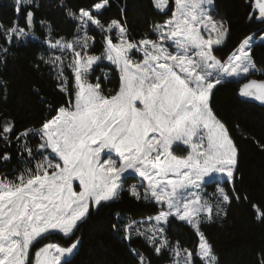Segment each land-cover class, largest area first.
<instances>
[{"label": "snow or ice", "instance_id": "obj_1", "mask_svg": "<svg viewBox=\"0 0 264 264\" xmlns=\"http://www.w3.org/2000/svg\"><path fill=\"white\" fill-rule=\"evenodd\" d=\"M33 2L14 0L16 19L9 27L0 24L7 44L27 37V30L34 27L30 9L24 26L19 24L21 7ZM153 2L160 11L169 7V0ZM58 6L77 22L76 33L84 34L72 40L53 38L48 25L44 39L50 50L59 53L41 60L51 67L57 90L67 97L65 105L40 128H25L14 137V122L9 118L0 122V163L13 159L10 149L15 145L16 157L24 165L15 179L0 176V264H70L79 239L69 246L46 243L34 257L31 251L53 234L73 237L92 210L119 198L128 176L140 178L139 187L133 184L129 194L160 210L124 225L125 241L140 238L156 256L167 252L172 264H195V258L200 264H217L201 225L226 217L232 197L218 188L213 204L204 197V186L221 176L232 183L238 152L210 101L218 85L259 71L252 51L264 35L260 40L255 34L245 37L222 61L214 55L215 46L225 42L229 28L216 18L214 0H174L171 16L152 26L156 39L145 36L138 42L128 39L126 18L106 25L98 18L109 0L78 13L64 0ZM251 6L258 12L255 18L264 21V0H254ZM45 23L41 21L42 26ZM90 26L105 34L99 55L89 51L95 43L87 34ZM0 51L6 54L8 48L0 45ZM136 54L141 58H134ZM105 61L119 74L118 88L107 92L111 73L104 70ZM97 69L100 75L93 81ZM239 95L264 104V80L247 79ZM32 137L39 140L35 149ZM178 149L186 154H178ZM233 193L239 202L235 189ZM252 207L257 220H264V210ZM173 218L194 230L195 254L178 241L170 244L166 232ZM130 252L135 264H151L143 252L135 248ZM257 264H264V252Z\"/></svg>", "mask_w": 264, "mask_h": 264}, {"label": "trees", "instance_id": "obj_2", "mask_svg": "<svg viewBox=\"0 0 264 264\" xmlns=\"http://www.w3.org/2000/svg\"><path fill=\"white\" fill-rule=\"evenodd\" d=\"M96 2L99 0H64L67 7L77 13L81 8L91 9ZM169 3L172 11L173 0ZM214 4L216 18L226 21L229 28L225 42L215 47L214 55L218 59L226 60L245 37L255 34V38H259L264 35V21L255 18L258 14L253 12L252 0H214ZM58 5L59 0H34L32 5L21 7L20 26L25 24L26 11L30 9L34 12V28L27 30L33 38L13 40L9 45L0 35V45L8 48L6 54L0 51V122L4 118L14 122L13 137L25 128H40L45 119L54 116L55 110L66 103L67 97L57 90L51 67L41 60L42 56L46 59L52 54L44 43L48 25L52 28L53 38L72 40L78 35L77 22L69 19ZM171 11L167 15L157 14L153 9V0H109V6L102 10L98 18L105 25L110 20L124 22L126 18L128 38L138 42L145 36L155 40L152 26L162 24L171 16ZM250 13H253L252 19H249ZM15 19L14 0H0V24L9 27ZM41 21L46 22L44 26ZM90 34L95 40L90 53L99 55L103 50L104 37L96 30H91ZM252 56L259 71L238 82L218 85L210 101L238 152L234 180L230 186L225 184L226 192L232 197V203L227 206V216L201 225L217 257V264H257L259 254L264 252V220H257L252 207L255 204L264 210V107L238 98V90L247 79L264 80V42L254 47ZM104 70L111 73V81L105 86V91L118 88L119 74L115 68L104 63ZM65 72L71 86L72 74L66 68ZM96 75H100L99 69L92 77L93 81ZM41 98L47 103H43ZM48 105L52 106L51 111ZM30 142L35 149L39 140L33 138ZM2 148L3 145H0ZM10 151L13 159L6 165L0 163V176L6 174L13 177L23 170L24 165L15 154V145ZM136 183V179L128 177L119 198L92 210L87 219L79 224L73 237L65 238L56 233L40 240L31 251L32 257L35 250L46 243L69 246L79 239L70 264H135L130 248L143 252L151 264H170L173 257L167 252L158 257L144 240L134 238L129 243L123 239L124 225L146 220L160 210L159 206L137 201L129 194L128 189ZM208 188L213 191V188ZM233 189L240 197L239 202ZM166 235L171 245H176L178 241L181 248H188L195 254L198 237L184 222L171 219ZM195 264H200L198 258H195Z\"/></svg>", "mask_w": 264, "mask_h": 264}, {"label": "rangeland", "instance_id": "obj_3", "mask_svg": "<svg viewBox=\"0 0 264 264\" xmlns=\"http://www.w3.org/2000/svg\"><path fill=\"white\" fill-rule=\"evenodd\" d=\"M173 3H174V0H173ZM173 10H174V9H173ZM91 30H96V31H98L99 33L102 34L103 37H104V35H105L104 33H102V32H101L98 28H96L95 26H90L89 29L87 30V34H88L90 37H92L91 34H90V31H91ZM83 34H84V33L81 32V33H79L78 35L83 36ZM25 38H33V37H32L31 35H28V36L25 37ZM128 39H129V38H128ZM255 39L260 40V37H259V38H255ZM113 41H114V42H117L116 39H115V35H114V33H113ZM260 42H264V40H260ZM215 47H217V46H215ZM90 49H91V48H90ZM90 49H89V51H90ZM50 52H52V54H57V55L59 54L58 52L54 53L52 50H50ZM134 58H136V59H140L141 57H140L139 54H136V55L134 56ZM67 63H68V61L66 60V61H65V68L67 69V71H70V72H71V70L68 69L67 66H66ZM105 63L108 64L107 61H105ZM109 65H110V64H109ZM111 66H113V65H111ZM113 67L115 68V66H113ZM242 79H246V78H242ZM242 79H241V80H242ZM33 138H37V137H32L31 140H32ZM177 153L180 154V155H185V154H186V153L183 152L181 149H178V150H177ZM18 174H19V172L16 173L13 177H8L6 174H2L1 176H7L9 179H15L16 175H18ZM126 176H128V174H126ZM128 177H133L134 179H136V180H137V183H136L135 185H137V186L139 187V185H140V178H139V177H136V176H128ZM225 184L230 186L232 183H229V182L227 181V178H226V177H222V176H221V177H217L214 181H209V182L204 186V192H203L204 197H205L206 199H210V202L214 204V203L216 202V193H217V189H218V188H223V189L225 190V188H226ZM208 187L213 188V191L210 190ZM140 191L143 192V188H140ZM225 192H226V190H225ZM144 227H148V225L145 224ZM58 234H60V233H58ZM61 235H62V234H61ZM170 264H172V262H171Z\"/></svg>", "mask_w": 264, "mask_h": 264}, {"label": "water", "instance_id": "obj_4", "mask_svg": "<svg viewBox=\"0 0 264 264\" xmlns=\"http://www.w3.org/2000/svg\"><path fill=\"white\" fill-rule=\"evenodd\" d=\"M254 3V0H252V4ZM153 9H154V11L157 13V14H161V15H167V14H169L170 13V11H171V5H170V3H169V7L167 8V9H165L164 11H160L159 9H157L156 7H155V5H154V2H153ZM254 12V11H253ZM254 13H257L258 14V12H254ZM34 28V27H33ZM32 28V29H33ZM32 29H29V30H32ZM247 82V81H246ZM241 87V86H240ZM238 98L241 100V101H243V102H246V103H251V104H255V105H257V106H260V107H264V104H261L259 101H255V100H253V99H251V98H248V97H242V96H240L239 95V90H238Z\"/></svg>", "mask_w": 264, "mask_h": 264}]
</instances>
